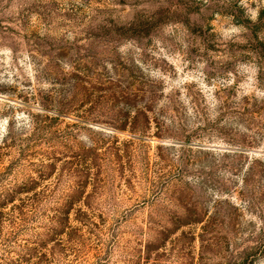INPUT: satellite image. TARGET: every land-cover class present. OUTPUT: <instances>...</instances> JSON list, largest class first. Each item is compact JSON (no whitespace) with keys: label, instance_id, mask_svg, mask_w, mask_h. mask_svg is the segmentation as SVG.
Here are the masks:
<instances>
[{"label":"rangeland","instance_id":"1","mask_svg":"<svg viewBox=\"0 0 264 264\" xmlns=\"http://www.w3.org/2000/svg\"><path fill=\"white\" fill-rule=\"evenodd\" d=\"M6 194L2 260L264 264V0H0Z\"/></svg>","mask_w":264,"mask_h":264},{"label":"trees","instance_id":"2","mask_svg":"<svg viewBox=\"0 0 264 264\" xmlns=\"http://www.w3.org/2000/svg\"><path fill=\"white\" fill-rule=\"evenodd\" d=\"M33 181L30 180L27 183L30 185ZM27 185L23 186V189L20 190L19 194H29L30 192L33 191L32 185L28 188H26ZM12 193V191H7V193ZM15 195H18V193H14ZM16 201V199H14V197H12L10 194H6V195H0V231L1 229H3L6 225H12L13 224V219L15 217L16 220L21 221V219H17L18 217L20 218L21 216H23V212L29 208L28 204L26 203H21L20 205H13V207L11 208V210L9 212H4V210L7 209V206L10 204H13ZM26 201H30V199L26 200ZM0 264H28L27 261L23 260V258L17 256L14 258H10V259H0Z\"/></svg>","mask_w":264,"mask_h":264}]
</instances>
